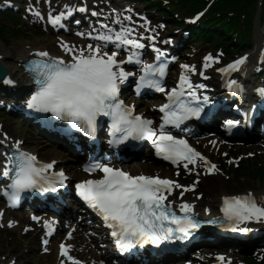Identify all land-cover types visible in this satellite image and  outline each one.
Here are the masks:
<instances>
[{"label":"snow or ice","instance_id":"snow-or-ice-1","mask_svg":"<svg viewBox=\"0 0 264 264\" xmlns=\"http://www.w3.org/2000/svg\"><path fill=\"white\" fill-rule=\"evenodd\" d=\"M29 10H32L31 6ZM74 10L77 9L66 5L65 10L59 14L49 13L47 23L53 27H63L62 20L71 16ZM78 11L84 12L86 8L80 7ZM34 15L43 19L39 11H35ZM92 15L99 13L93 12ZM125 19L131 21L132 18L127 16ZM97 23L101 25L100 28H93L87 33L94 43H89L86 48L76 49L73 45L61 43V48L69 57L67 59L53 57L43 50L33 53L35 58L28 62L26 71L32 76L36 90L26 100L27 108L40 113H51L60 120H67L73 129L83 132L89 138H95L98 118L108 117L109 135L112 137L108 141L109 146L122 144L129 139H147L151 141L155 154L173 165L183 164L186 170L191 171L189 165L198 166L199 161L208 173L216 170L215 164H211L201 153L194 150L185 138L177 137L171 131L180 128L183 121L189 117H200L204 106L210 103L206 95L201 100L196 92V89L205 88L206 85H193L186 75L185 70L195 72V67L181 65L182 71L176 87L166 91L163 79L168 61L162 50L155 49L154 62L145 63L139 51L145 45L140 39L132 37L133 28L119 19L112 21L113 24H120L119 31L100 21ZM139 36L142 38L143 33ZM110 45L114 48L111 52L106 50ZM121 49L127 52L126 59H118ZM261 58L264 59V50L261 51ZM217 59L218 57L206 55L203 67H210L208 62ZM246 60L247 56H242L217 71L224 73L240 70ZM126 64L137 66L142 73L136 80L137 95L147 88L164 93L167 97V102L159 106L162 116L158 127L154 126L153 120L135 114V107L125 105L120 99L121 86L127 83L130 77L137 75L136 72L126 71ZM200 75H204L202 70ZM4 82L15 83L9 78ZM228 87L237 95L243 91L242 86L235 80L228 81ZM185 88L188 89L187 92L184 91ZM256 91L264 98V88ZM239 125V120L227 119L222 126L231 133ZM21 143L15 142L11 154L4 153L5 163L0 171V176L10 181L3 193L10 207L17 206L22 193L56 192L58 188L65 186L66 176L63 171L49 175L55 161L38 163L35 155L21 149ZM212 143L215 145V141ZM83 170L88 173H103L100 179L77 183L76 194L102 217L121 253L131 252L135 246L143 247L149 242L159 247L163 242L186 240L202 223L219 224L239 233L251 231L247 227L249 222L264 223V197L258 199L250 191L222 196L220 212L223 216L201 221L193 212L191 203L185 201L174 205L173 200L169 199L175 189L183 187L187 191L193 188L194 184L185 187L158 176H133L99 159H91ZM183 195L184 191H181L179 196ZM204 211L207 213L209 209L205 208ZM2 216L3 213L0 212V217ZM32 219L39 222L41 218L33 216ZM55 223L57 222L54 220L44 221L48 236L56 231L53 227ZM8 226L11 227L12 224ZM71 236L70 232L69 239ZM43 242L48 244L47 239ZM70 251L71 246L60 244V256L64 258L61 264H81V261L70 255ZM217 260L224 262L225 258L218 256ZM227 264H230V261Z\"/></svg>","mask_w":264,"mask_h":264},{"label":"bare ground","instance_id":"bare-ground-1","mask_svg":"<svg viewBox=\"0 0 264 264\" xmlns=\"http://www.w3.org/2000/svg\"><path fill=\"white\" fill-rule=\"evenodd\" d=\"M128 9L130 8H127L126 11H128ZM77 15V14H76ZM112 18V17H110ZM262 39L260 40V42H257L256 43V46H254L256 48V50L258 51V47L260 45H262ZM52 42L48 43V44H44V46H48L50 48H54V46L51 45ZM89 43H87L86 45L82 46L83 48H86L87 45ZM258 45V47H257ZM21 47V44L20 45H16L12 50H7L9 52H12V53H8L6 50H0V62H2L3 64H5V66L11 70L13 73H15L18 77H23L22 75V72H21V69H19L18 67V63L21 61V60H24L26 58H28V55H29V51L30 50H35L36 48H31V47H28V46H23L22 48ZM30 48V49H29ZM260 51V50H259ZM254 59V58H253ZM10 61V63H6L5 61ZM4 87V88H3ZM14 89V87H11L10 86V90H9V87L6 86V85H0V95H1V102L4 103V104H7V103H11L12 102V105H17L18 102L20 101L21 99V94L22 92H19V93H15L14 91H12ZM5 91V92H4ZM27 92V91H26ZM25 92V93H26ZM21 96V97H20ZM1 104V103H0ZM3 105V104H1ZM0 129H4V126L2 124H0ZM3 132V131H2ZM3 139V138H1ZM4 140V139H3ZM5 141V140H4ZM22 144L25 145L26 142L21 140ZM205 151H206V154L210 157L211 154L209 152H207V146L204 147ZM58 162H60L61 164V167H64L65 169L69 170L68 172L70 173V170H75L77 166H75V164H68L67 161L65 159H56ZM77 162V159H73ZM215 162L218 164L217 162V159H215ZM139 168V169H138ZM137 169L140 170L142 172V169H145L144 167H138ZM209 187H207L208 189ZM225 195V192L223 190H220V191H217L216 193L212 194L210 192H208L204 198H201V197H188L187 198V201L190 202L192 204V206L197 210V211H200L202 209V211H204L203 208H207V207H211L213 208L214 205L216 204V202L218 201L219 197L220 196H223ZM257 196H261V197H264V190L263 191H259L257 193ZM209 209V208H207ZM212 210L209 209L208 212H211ZM2 221H3V224L4 225H7V227H9L8 225L11 223L12 226L10 228H13V229H21V226L22 224L14 219H9L7 218V216L3 215L1 217ZM92 247L89 246V245H85V246H82L80 248V252H83V254H88L86 255L88 260H91V261H98L99 258L97 257V255L92 251ZM0 263L1 264H13L12 261L10 262H1L0 260ZM55 263H58V257L56 258L55 260ZM15 264H20L19 261H15Z\"/></svg>","mask_w":264,"mask_h":264},{"label":"rangeland","instance_id":"rangeland-1","mask_svg":"<svg viewBox=\"0 0 264 264\" xmlns=\"http://www.w3.org/2000/svg\"><path fill=\"white\" fill-rule=\"evenodd\" d=\"M0 24L6 28V26H8V20L3 19V17H0ZM2 28V27H1ZM8 36H5V41H3L4 43L3 46H0V49L6 50L8 48H11L12 46H15L16 43H20V44H30L27 40L25 39H8ZM5 44V45H4ZM32 139L36 140L34 137H32ZM33 146V147H32ZM28 147L31 148L33 150H37L38 153L39 152H45L46 151V147H44V149L40 150L41 148H39L37 145L34 144H28ZM219 177L220 181H218L216 178ZM243 179H239L240 181H244L241 186H234L233 184V179H232V175H223L221 172L218 173L217 175H215L213 178L211 179H207L205 181H203L204 183H207L209 185L213 186V190H217V189H223L226 192H238V191H242V190H246L247 188H251L254 190H262L264 188L263 185L259 184L258 182H250L248 180H244ZM223 181V182H222ZM220 185L222 187H215L216 185ZM215 188V189H214ZM242 188V189H241ZM200 192H201V187L199 188ZM32 241V240H31ZM10 243H12L13 245H10ZM0 254H2L0 257H6V260L9 259L8 255L9 254H13V255H21L23 257H29L30 253L32 252H28V250H26L23 246L22 241L19 238L13 237V240H9L8 236L4 233L0 234ZM26 245V243H25ZM17 246V247H16ZM37 246V245H34Z\"/></svg>","mask_w":264,"mask_h":264}]
</instances>
